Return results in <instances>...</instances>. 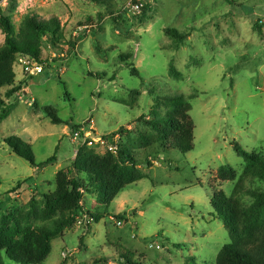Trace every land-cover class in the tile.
<instances>
[{"label": "rangeland", "instance_id": "obj_1", "mask_svg": "<svg viewBox=\"0 0 264 264\" xmlns=\"http://www.w3.org/2000/svg\"><path fill=\"white\" fill-rule=\"evenodd\" d=\"M131 1L2 3L17 34L34 15L44 22L57 19L63 37L44 39L41 59L51 65L42 74L30 71L40 62L17 54L16 81L1 89L0 223L15 214L19 236L31 226L49 227L56 216L46 214L44 195L55 191L57 173L84 146L112 153L97 136L123 129L115 140L131 148L142 176L102 220L82 214L73 230L53 241L44 264H216L232 240L212 199L219 192L231 197L246 167L233 145L264 153V0H148L140 14L129 15ZM82 25H94L85 39L76 35ZM167 29L186 38L178 46ZM177 95L191 106L196 127L194 150L185 154L172 149L171 141H159L157 131L141 121L172 114L164 97ZM44 108L66 124L54 125ZM76 125L83 126L79 136ZM82 130L91 136L86 143ZM10 137L31 145L38 164L54 156L56 161L43 170L31 166L5 143ZM224 166L237 171L236 180L220 177ZM90 193H83L85 211L98 204ZM122 214L126 220L116 218Z\"/></svg>", "mask_w": 264, "mask_h": 264}, {"label": "trees", "instance_id": "obj_2", "mask_svg": "<svg viewBox=\"0 0 264 264\" xmlns=\"http://www.w3.org/2000/svg\"><path fill=\"white\" fill-rule=\"evenodd\" d=\"M4 1L0 0V29L5 36V46L0 49V108L5 105L1 89L13 86L16 81V55L27 54L41 64H48V68L50 62L41 59L43 41L45 38L57 41L58 37H63L61 23L57 19L44 22L34 15L23 20L17 34L12 19L4 13ZM90 1L96 4L108 2ZM166 35L178 46L186 38L185 34L176 29H167ZM128 56L121 58L128 59ZM130 67L133 75H140L135 65L131 64ZM65 89L67 91L66 86ZM183 98L180 95L165 96L164 103L174 108L172 114L155 116L152 120H145L143 117L141 121L157 131L159 141H171L172 149L185 154L194 150L196 127L189 115L191 106ZM7 111L9 110L4 111L3 118L9 114ZM43 112L54 125L66 124L53 109L44 108ZM82 127L76 125L73 131L77 132ZM122 131L123 129H119L107 134L105 138L109 143L115 144L116 137ZM5 143L16 155L39 170L56 161L54 156L38 164L33 148L28 143L11 137ZM233 146L235 152L244 159L246 167L231 197L219 192L212 199L214 212L232 240L219 253L216 264H264V188H248L245 185L247 181L264 184V153L249 152L237 143ZM117 147L116 155L113 152L101 155L95 149L84 146L76 159L57 173L55 191L44 195L46 214L56 216L49 227L31 226L19 236L22 225L15 214L0 223V264H6L7 260L16 264H44L52 252L53 241L73 230L82 214L86 215L88 221L102 220L107 214V207L128 187L142 179L136 173L137 162L131 148L124 143L117 144ZM127 163L130 165L126 166ZM219 174L224 180H236L238 177L237 171L227 166L221 167ZM26 181L29 180L23 183ZM20 183L18 188L22 187ZM84 192L96 195L98 204L95 208L85 211ZM36 204L35 200L31 203L32 210L36 209ZM116 218L126 220L125 214ZM13 219L16 221L12 223ZM9 223H12L11 227ZM127 261L134 264L129 259ZM105 264L109 263L105 261Z\"/></svg>", "mask_w": 264, "mask_h": 264}, {"label": "built area", "instance_id": "obj_3", "mask_svg": "<svg viewBox=\"0 0 264 264\" xmlns=\"http://www.w3.org/2000/svg\"><path fill=\"white\" fill-rule=\"evenodd\" d=\"M148 0H132L128 6L125 8V11L130 15V14H140L146 7V5L148 4L147 3ZM94 30V26L93 25H82V26H79L77 31H76V35L77 37H80V38H87L88 36H90L92 34ZM48 66V64H34L33 68L30 70L31 73L33 75H39V74H42L44 73V70L45 68ZM80 133H76V136H79ZM81 135L82 137L84 138L85 140V143L87 141V139H89L91 136L87 137L86 138V135L87 134H84V130L81 131ZM98 144H101L103 145L104 147H106L109 151L111 152H117L118 150V147H117V141L115 140V144H111L109 143L105 136H97L96 139ZM64 257H67V253H64L63 254Z\"/></svg>", "mask_w": 264, "mask_h": 264}]
</instances>
